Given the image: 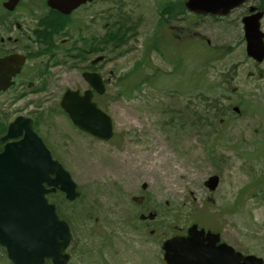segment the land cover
I'll return each mask as SVG.
<instances>
[{"label":"rangeland","instance_id":"1","mask_svg":"<svg viewBox=\"0 0 264 264\" xmlns=\"http://www.w3.org/2000/svg\"><path fill=\"white\" fill-rule=\"evenodd\" d=\"M167 1L109 0L108 14L98 16L97 36L107 24L120 23L125 33V45L112 48L102 69L105 80L113 70L114 81L96 99L112 119V140L74 128L60 96L32 99L37 132L79 193L74 202L51 199L73 235L71 264H165L162 233L193 224L264 261V113L246 112H264V64L251 68L245 60L234 17L191 25L178 15L169 22L172 31L159 29ZM187 29L203 43L179 41L175 33ZM56 76L60 91L78 86L65 68ZM235 106L244 115L237 117ZM182 110L206 120L193 126L186 114L180 125L174 117ZM220 114H227L221 129L213 126ZM0 264H11L1 247Z\"/></svg>","mask_w":264,"mask_h":264},{"label":"water","instance_id":"2","mask_svg":"<svg viewBox=\"0 0 264 264\" xmlns=\"http://www.w3.org/2000/svg\"><path fill=\"white\" fill-rule=\"evenodd\" d=\"M245 1L187 0L186 9L196 14L225 16ZM260 18L259 14L244 21L246 53L257 62L264 59ZM84 79L97 95L105 93L98 74H84ZM59 106L80 132L102 142L113 138L112 120L92 102L90 92L81 95L68 89ZM19 121L16 119L9 125L5 139L16 138L24 130L23 138L5 145L0 154V247L12 264H45L46 260L51 264H68L70 228L45 196L58 190L67 201L73 202L79 196L76 185L69 173L52 159L32 130L31 122L23 125ZM162 249L166 264H264L261 258L237 252L220 242L219 234L205 232L197 225L188 228L186 237L167 240Z\"/></svg>","mask_w":264,"mask_h":264},{"label":"flooded vegetation","instance_id":"3","mask_svg":"<svg viewBox=\"0 0 264 264\" xmlns=\"http://www.w3.org/2000/svg\"><path fill=\"white\" fill-rule=\"evenodd\" d=\"M186 2L187 0L178 3L177 0H168L166 4L162 5L159 9L158 28L167 30L170 20L178 15L191 25H197L199 20L205 18L222 24L228 18L234 17L236 28L240 33L239 44L244 47L245 60L251 68H257L264 64V59L257 62L247 56L244 36V21L260 14L259 31L263 35L262 43L264 45V27L261 26L264 18V0H246L225 16L189 12L186 9ZM108 4L109 0H0V154L5 145L17 143L24 136V130H22L16 138L5 139L9 125L16 119H20L19 124L23 125H27V121H30L32 130L41 138L37 132L38 115L34 116L30 110L34 97L60 96L61 98L63 93L69 89L77 91L81 95L90 92L92 101L96 103L98 95L84 79V74H98L105 84V89L107 85L113 83L115 78L113 70L107 71L106 80L102 73L104 64L108 65L109 63L108 55L111 51L113 52L112 42L106 50L105 57L98 56L97 52L98 38L101 37L96 35L98 16L99 14L101 16L108 14ZM104 6L105 10L102 9ZM118 27L115 25L111 28L107 24L104 29L105 32H109L110 36ZM169 28L168 30L172 31L176 27L171 25ZM237 29L235 31H238ZM175 35L180 39L179 41L194 37L202 42L200 33H194L189 29L185 30L182 36H177L176 33ZM206 43L209 42L206 41ZM156 44L158 45L159 42L157 41ZM158 53L162 55L159 48ZM58 68H65L78 86L73 83V87H67L60 91L55 85ZM249 76L254 77L255 74L251 73ZM232 92L240 94L239 88L233 89ZM214 110L217 111V115L222 113L217 107ZM232 112L237 117L245 113L237 106L232 108ZM246 112L254 115L264 113L259 110L250 113L247 111V107ZM226 115L220 114L219 124L213 126L221 129L225 124V119L221 118ZM14 134L17 135V132ZM41 140L50 151L44 140L42 138ZM51 156L58 161L52 153ZM45 188L48 189L46 186ZM142 188L146 189L145 185ZM57 195L59 198L65 199V196L58 190L47 194L45 198L51 202V198H55ZM142 200L144 203V199L141 197L139 201ZM137 215L139 222L144 220L145 216L138 213V210ZM188 228L174 229L176 232L170 229L162 233L164 234L160 244L162 260L163 244L173 237H186ZM105 242L107 244V240ZM220 242H222L221 237ZM71 246L67 252L69 255L68 264H71V255L69 254ZM81 254L84 253L81 251ZM98 259L101 261V256ZM45 264H51V262L46 261Z\"/></svg>","mask_w":264,"mask_h":264},{"label":"trees","instance_id":"4","mask_svg":"<svg viewBox=\"0 0 264 264\" xmlns=\"http://www.w3.org/2000/svg\"><path fill=\"white\" fill-rule=\"evenodd\" d=\"M118 24H119L118 25L119 27L115 30L114 34H111L109 36V32H105L103 34V36L98 38V45H97V52L98 53L106 54L107 53L106 50L108 49V46H109L110 42H112V48L114 50L119 49L120 47L125 45L124 44V34L125 33H123L121 35L122 26H120V23H118ZM98 101H99V97H97V103H98ZM209 108H216V106L215 105H211V106H209ZM177 112L178 113L175 114L174 118L179 120L180 125L186 124L188 122L189 119H188V117H186V114H188V116H190V115L192 116L193 115V118H191V120L189 121L190 124L193 125V126L194 125L198 126V124H203L204 121L206 120L205 118H204L205 120L204 119L201 120L200 116H198L197 114L194 115V113H190V112L188 113V112H186L184 110H182L181 112L180 111H177ZM55 198H58V195ZM51 199H54V198H51ZM52 203L57 207V211H58V213L60 215L59 204L56 203L55 200H52Z\"/></svg>","mask_w":264,"mask_h":264},{"label":"bare ground","instance_id":"5","mask_svg":"<svg viewBox=\"0 0 264 264\" xmlns=\"http://www.w3.org/2000/svg\"><path fill=\"white\" fill-rule=\"evenodd\" d=\"M161 150V149H160ZM163 158V159H162ZM162 158H161V160H164V163H167L168 162V160L167 159H165V157L164 156H162ZM113 160L115 161L116 160V158H113Z\"/></svg>","mask_w":264,"mask_h":264}]
</instances>
